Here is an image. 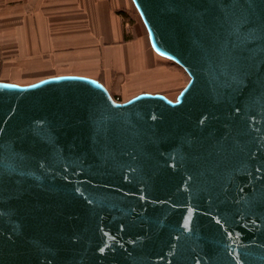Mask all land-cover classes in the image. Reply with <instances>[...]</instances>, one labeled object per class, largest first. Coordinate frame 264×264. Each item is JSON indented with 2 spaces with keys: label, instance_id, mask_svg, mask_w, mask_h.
<instances>
[{
  "label": "water",
  "instance_id": "1",
  "mask_svg": "<svg viewBox=\"0 0 264 264\" xmlns=\"http://www.w3.org/2000/svg\"><path fill=\"white\" fill-rule=\"evenodd\" d=\"M175 99L0 80V264H264V0H132Z\"/></svg>",
  "mask_w": 264,
  "mask_h": 264
},
{
  "label": "crops",
  "instance_id": "2",
  "mask_svg": "<svg viewBox=\"0 0 264 264\" xmlns=\"http://www.w3.org/2000/svg\"><path fill=\"white\" fill-rule=\"evenodd\" d=\"M130 3L135 7L132 0H0V80L76 74L122 100L141 92L172 96L182 77L153 49L147 30L125 22L121 9Z\"/></svg>",
  "mask_w": 264,
  "mask_h": 264
},
{
  "label": "rangeland",
  "instance_id": "3",
  "mask_svg": "<svg viewBox=\"0 0 264 264\" xmlns=\"http://www.w3.org/2000/svg\"><path fill=\"white\" fill-rule=\"evenodd\" d=\"M132 4H133V2H132ZM134 5V4H133ZM122 11H123V17H124V20H125V22H127V23H129V24H131V25H133L134 27H136L137 29H140V30H142L144 33H146V29H145V27H144V25H143V22H142V20H141V18H140V16H139V14H138V11H137V9H136V7H133L132 5H131V3L129 4V5H127V6H124V7H122V9H121ZM170 64H171V66L173 67V68H175L176 70H178L179 71V75L182 77V82H181V84H180V87H179V89H177V91L175 90V91H173L170 95H172V96H169L171 99H175L176 98V96L178 95V93L180 92V90L185 86V84L187 83V81H188V79H189V76H188V74H187V72L181 67V66H179L177 63H175L174 61H168ZM177 72V71H176ZM168 85H170V84H168ZM157 86H159V85H157ZM167 88H165V90H166ZM177 92V93H176ZM113 95V94H112ZM115 98H118L119 100H122V96H116V95H113Z\"/></svg>",
  "mask_w": 264,
  "mask_h": 264
},
{
  "label": "built area",
  "instance_id": "4",
  "mask_svg": "<svg viewBox=\"0 0 264 264\" xmlns=\"http://www.w3.org/2000/svg\"><path fill=\"white\" fill-rule=\"evenodd\" d=\"M116 99H118V98H116Z\"/></svg>",
  "mask_w": 264,
  "mask_h": 264
},
{
  "label": "trees",
  "instance_id": "5",
  "mask_svg": "<svg viewBox=\"0 0 264 264\" xmlns=\"http://www.w3.org/2000/svg\"><path fill=\"white\" fill-rule=\"evenodd\" d=\"M139 14V13H138ZM140 16V15H139Z\"/></svg>",
  "mask_w": 264,
  "mask_h": 264
}]
</instances>
